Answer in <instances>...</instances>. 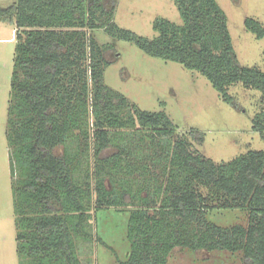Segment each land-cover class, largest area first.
<instances>
[{"label": "trees", "instance_id": "16d2710c", "mask_svg": "<svg viewBox=\"0 0 264 264\" xmlns=\"http://www.w3.org/2000/svg\"><path fill=\"white\" fill-rule=\"evenodd\" d=\"M173 1L181 23L155 19L152 39L113 22L117 0L0 7V21L16 27L5 133L24 263L81 264L78 241L92 242L96 210L114 207L128 212V252L117 264H168L175 247L264 264V149L214 162L191 142L201 144L203 132L179 135L164 110H140L104 82L109 47L94 29L198 71L234 107L228 87L237 82L264 99V70L239 63L216 0ZM244 24L264 37L261 22ZM252 129L264 140V109ZM214 209L245 211L247 223L218 225L208 219Z\"/></svg>", "mask_w": 264, "mask_h": 264}, {"label": "rangeland", "instance_id": "374dc122", "mask_svg": "<svg viewBox=\"0 0 264 264\" xmlns=\"http://www.w3.org/2000/svg\"><path fill=\"white\" fill-rule=\"evenodd\" d=\"M14 0H0V7ZM227 17L235 54L242 66L264 70V37L256 38L245 27L251 17L264 26V0H216ZM166 18L181 23L173 0H117L113 22L139 36L152 39L153 23ZM16 27L0 21V264H27L16 251V219L12 196L10 153L6 141V122L10 74L14 57ZM98 44L108 46L104 56V82L126 96L140 110H164L177 126L179 135L191 129L204 133V141H191L198 153L214 162L229 161L250 149H264V140L252 129L255 113L264 109L261 92L240 82L228 87L237 107L223 100L210 81L196 70L178 62L153 57L134 42L94 29ZM92 121V120H91ZM112 148V147H111ZM105 149L106 155L112 149ZM128 212L114 207L96 210L92 218L93 241H78L81 264H117L126 258ZM208 219L218 225H246L247 214L240 209H214ZM101 242H99V240ZM168 264H242L241 252L189 250L175 247Z\"/></svg>", "mask_w": 264, "mask_h": 264}]
</instances>
